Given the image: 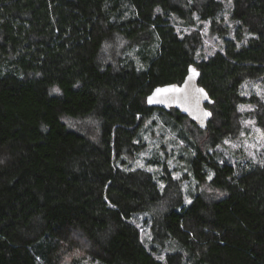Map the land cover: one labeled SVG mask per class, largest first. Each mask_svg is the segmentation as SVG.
Segmentation results:
<instances>
[{
	"label": "trees",
	"instance_id": "1",
	"mask_svg": "<svg viewBox=\"0 0 264 264\" xmlns=\"http://www.w3.org/2000/svg\"><path fill=\"white\" fill-rule=\"evenodd\" d=\"M226 2L0 0V264H62L82 242L68 264H264V154L214 151L239 133L243 105L264 130V100L243 92L264 83V0ZM197 16L223 40L204 58L201 31L178 32ZM193 63L214 99L206 130L147 101ZM157 113L208 135L179 133L193 150L190 204L161 158L159 175L132 166ZM86 119L95 132L72 124Z\"/></svg>",
	"mask_w": 264,
	"mask_h": 264
},
{
	"label": "rangeland",
	"instance_id": "2",
	"mask_svg": "<svg viewBox=\"0 0 264 264\" xmlns=\"http://www.w3.org/2000/svg\"><path fill=\"white\" fill-rule=\"evenodd\" d=\"M227 6L231 5V0H227ZM193 26L185 25L182 21L178 22V32L183 34L191 33L195 30H200L202 35V43L198 50V57L204 58L212 55L214 52L222 48L223 40L217 33L211 31L208 21H201L198 16ZM227 22L231 25L230 35H233L234 23L230 20ZM122 43V42H121ZM245 95L250 96L256 93L262 100H264V83L262 81H251L245 84L243 88ZM255 109L252 104L243 105L240 107L241 114V128L239 133L234 138H228L223 144L218 145L214 151L217 152V158L221 161L227 160H252L260 161L264 154V130L258 126L253 114L251 113ZM150 117L147 121L146 127H144V136L148 141L146 149L139 155V157L133 162L134 168H145L149 171L159 175L161 173V167L155 165L152 160L155 158H161L162 161L168 164L173 172L174 177L182 180L184 195L186 201L191 200V196L197 190V181L192 178L191 173V159L193 150L190 149L189 142L182 139L179 135L182 127L189 132L191 138L199 139V142L203 145L207 142V134H199L193 127L185 122L184 126L177 125L174 120H168L160 118L158 113L154 118ZM153 119H157L158 123L155 124ZM74 126H83L88 130L95 127L94 119L80 120L79 122H72ZM95 132L94 128L91 130ZM204 191L209 195H217L216 191L209 185L203 186ZM143 215L140 216V222L142 223ZM140 223V224H141ZM147 236L149 230H144ZM81 252H76L67 257H64L62 264L71 263L73 257L82 256L86 251L85 242H82ZM85 264H88L84 260Z\"/></svg>",
	"mask_w": 264,
	"mask_h": 264
},
{
	"label": "water",
	"instance_id": "3",
	"mask_svg": "<svg viewBox=\"0 0 264 264\" xmlns=\"http://www.w3.org/2000/svg\"><path fill=\"white\" fill-rule=\"evenodd\" d=\"M191 69H195L197 73L194 77ZM200 76L201 70L196 64H191L182 83L157 86L147 97L148 105L152 107H162L166 110L175 108L196 122L200 128L206 130L213 116V112L207 104L213 103L214 99L211 97L208 90L200 83ZM173 86L181 88L184 91L180 93L169 92L154 96L157 89L171 88ZM199 89H204V93L199 92ZM205 93L207 98H205ZM149 97H154L155 102L149 103ZM205 112H209L211 115L205 116Z\"/></svg>",
	"mask_w": 264,
	"mask_h": 264
},
{
	"label": "snow or ice",
	"instance_id": "4",
	"mask_svg": "<svg viewBox=\"0 0 264 264\" xmlns=\"http://www.w3.org/2000/svg\"><path fill=\"white\" fill-rule=\"evenodd\" d=\"M191 72H192L193 77H194L195 75H197L195 69H191ZM183 91H184L183 89H181V88H177V87L173 86V87H171V88L157 89V90H156V93H154V96L157 95V94H166V93H169V92L180 93V92H183ZM198 91L201 92V93H204V89H199ZM205 98H207L206 93H205ZM152 102H155V101H154V97H149V103H152ZM204 115H205V116H210L211 113H209V112H205ZM210 178H211V177H210ZM191 202H192L191 200H188V201H187V203H189V204H190Z\"/></svg>",
	"mask_w": 264,
	"mask_h": 264
}]
</instances>
